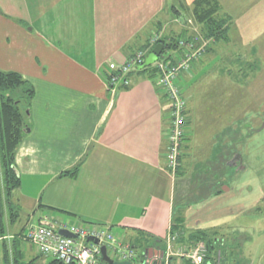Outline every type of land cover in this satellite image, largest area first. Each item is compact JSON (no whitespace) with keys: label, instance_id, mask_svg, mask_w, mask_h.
<instances>
[{"label":"crops","instance_id":"0c3cea01","mask_svg":"<svg viewBox=\"0 0 264 264\" xmlns=\"http://www.w3.org/2000/svg\"><path fill=\"white\" fill-rule=\"evenodd\" d=\"M246 1L238 0L239 12L233 13L232 6L224 12L235 17L244 41L256 39L254 24L261 18L260 0ZM193 3L0 0V69L19 72L35 88L15 157L21 185L13 193L17 216L7 219L15 232L4 239L13 238L19 246L31 225L45 221L58 228L107 226L135 244L142 231L163 242L140 244L166 250L179 192L186 185L167 166L170 102L159 76L134 71L128 86L116 87L107 78L110 69L117 71L148 47L152 35L172 36L164 32L171 23L166 17ZM173 25L172 32L180 34V25ZM195 65V75L189 80L184 75L181 84L197 97L200 88L193 84L207 66L197 71L201 62ZM186 113L193 120L187 123L185 150L195 135V114L189 108ZM77 166L75 174L62 175Z\"/></svg>","mask_w":264,"mask_h":264},{"label":"rangeland","instance_id":"374dc122","mask_svg":"<svg viewBox=\"0 0 264 264\" xmlns=\"http://www.w3.org/2000/svg\"><path fill=\"white\" fill-rule=\"evenodd\" d=\"M218 1L222 16L226 15L225 7L239 12L238 0ZM186 9L184 4L177 13L168 14L170 29L164 32L174 36L173 24L180 25L176 26L186 30L185 36L194 34L203 46L184 79L195 75L196 63L201 62L197 71L203 65L207 68L193 84L200 88L197 97L189 95L182 85L186 128L193 120L187 117L189 108L195 114L191 126L195 135L189 139L190 148L183 147L187 136L182 142L180 164L174 173L187 185L179 192L175 217L187 233L204 228L210 234L216 232L222 264H264V0L258 9L261 18L254 24L255 40L241 39L234 17L229 39L212 43L216 40L204 37L201 25ZM19 94L14 92L13 96ZM8 216L11 212L7 211ZM10 225L8 232L14 234ZM12 240L0 239V264H5V243L11 251ZM18 241L26 261L37 257L31 242ZM179 242L185 243L181 238ZM137 246L140 253L147 248L144 243ZM50 260L51 256H40L36 262L46 264Z\"/></svg>","mask_w":264,"mask_h":264},{"label":"built area","instance_id":"2783aa9c","mask_svg":"<svg viewBox=\"0 0 264 264\" xmlns=\"http://www.w3.org/2000/svg\"><path fill=\"white\" fill-rule=\"evenodd\" d=\"M160 35L154 34L149 41V47L156 45ZM183 55L175 62L167 60L166 54L160 55L155 62L159 70L158 83L170 102V120L166 134L167 166L174 174L179 167L182 142L187 135L186 101L183 95L181 78L191 67L195 59L202 54L203 46L193 37L189 41L182 40ZM148 47L139 49L129 60L122 64L117 71L109 70L108 84L128 86L130 75L145 62ZM163 53V52H162ZM72 232L75 237L64 236L59 229ZM56 227L43 221L31 225L24 238L31 242L38 254L51 256L62 264H108L103 260L102 246H106L108 257L112 261H130L132 264H222V252L217 250L213 259L209 258L205 242H179L181 234L170 229L166 238V250L145 248L140 253L138 246L131 241L117 237L107 226L86 228L82 225H63ZM92 237L93 240H88ZM98 240V243L95 240ZM174 259H177L175 261ZM229 264V263H225Z\"/></svg>","mask_w":264,"mask_h":264},{"label":"trees","instance_id":"16d2710c","mask_svg":"<svg viewBox=\"0 0 264 264\" xmlns=\"http://www.w3.org/2000/svg\"><path fill=\"white\" fill-rule=\"evenodd\" d=\"M186 8H188L186 9L187 11H192V15L198 24L201 25L202 33L206 39L213 38L216 40L212 43H218L220 40L227 41L229 39V32L232 27L231 17L229 15L222 16L218 0H195L193 5ZM176 11L178 12L177 9ZM157 34L159 35V33ZM194 36L193 34L188 37L183 33L174 36L160 35L158 43L162 42L164 44L161 56L166 54L167 60L177 61L184 51L183 47H181V41H189ZM211 49L208 50L211 51ZM136 71L138 73L149 72V75L153 78L158 77L160 74L155 63L143 69L139 68ZM18 91H20L19 96H13V93ZM34 95L35 88L33 84L19 72L0 69V239H4L8 234L9 224L7 219L17 216L13 207V193L20 187L21 178L16 169L15 157L26 133L27 121L25 111L31 105ZM77 169L78 166L74 171H66L62 175L75 174ZM7 211L8 213L11 212V216L7 217ZM180 225L182 224H178V220L174 214L172 230L178 231L181 234L182 241L205 242L208 247V257L213 259L217 254V246L220 243L217 233L213 232L210 234L208 230L204 229H196L187 233L184 227H180ZM146 241H152L153 244L157 245L158 242H163V239H157L148 233L139 231L136 244L139 245ZM12 247L10 251L5 243V264H37L36 259L43 256L37 255L34 259L26 261L24 252L20 247L16 244ZM46 264H60V261L52 258Z\"/></svg>","mask_w":264,"mask_h":264},{"label":"water","instance_id":"95a60500","mask_svg":"<svg viewBox=\"0 0 264 264\" xmlns=\"http://www.w3.org/2000/svg\"><path fill=\"white\" fill-rule=\"evenodd\" d=\"M163 50H164V44L162 42L157 43L154 46L151 53L146 57L145 62L139 68L143 69L145 67L153 65L160 57ZM59 233H61L64 236L75 237V235L72 232H70L68 229L60 228ZM88 240H93V238L89 237ZM95 242L98 243V240L96 239ZM102 254H103V260L106 261L108 264H132V262L130 261H112L108 257L106 246H102Z\"/></svg>","mask_w":264,"mask_h":264}]
</instances>
